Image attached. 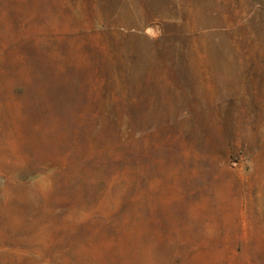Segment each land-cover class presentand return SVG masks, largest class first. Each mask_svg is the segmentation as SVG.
<instances>
[{
  "label": "rangeland",
  "instance_id": "1",
  "mask_svg": "<svg viewBox=\"0 0 264 264\" xmlns=\"http://www.w3.org/2000/svg\"><path fill=\"white\" fill-rule=\"evenodd\" d=\"M0 264H264V0H0Z\"/></svg>",
  "mask_w": 264,
  "mask_h": 264
}]
</instances>
